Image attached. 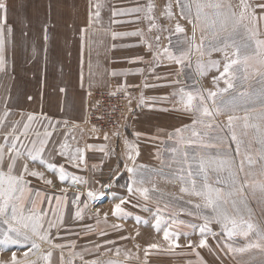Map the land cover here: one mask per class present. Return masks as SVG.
<instances>
[{
    "label": "snow or ice",
    "instance_id": "1",
    "mask_svg": "<svg viewBox=\"0 0 264 264\" xmlns=\"http://www.w3.org/2000/svg\"><path fill=\"white\" fill-rule=\"evenodd\" d=\"M176 6L179 8V17L187 21L192 26V41L187 51L180 50L179 54H174L168 48L162 51L154 50L153 44L143 39L141 42L145 44L147 49L153 53L154 64L161 63V56L172 60L181 66H188V57L192 51L199 52L201 56L207 55L211 57L213 52L223 53L224 63L221 70V60L209 59L207 63L197 61V66L201 74H205L208 68H215L219 72V77H214V80L224 78L228 87H233L231 79L236 78L237 71L241 68L247 71L249 61H255L261 67H264V30L261 28L264 22V0H257L256 3H251L250 0H239V12H237L230 0H175ZM193 5L195 12H193ZM101 4L98 2L91 5L90 21H95L100 18ZM205 8L211 9V12H206ZM156 5L153 0H147L144 6H137L127 9H115L114 15L127 14H144V18L148 21L149 31L153 29L163 30L156 22L154 15ZM7 6L0 3V71L5 68V47L6 34H11L14 30L7 25ZM177 13L173 11V0H168L162 11L163 18L173 20ZM139 19V16H138ZM201 31H209L212 34V39L205 44L204 37L201 38L200 44H195L197 27ZM172 29H168L171 31ZM86 29H82V33ZM175 31L184 33V27L177 20L175 23ZM46 32V29H45ZM243 33V38L240 41L236 40V36ZM26 34V33H25ZM116 36H144L142 30L126 33H113ZM45 41L48 39L44 36ZM155 41L159 43L160 36H155ZM115 46V45H114ZM235 51L230 57L229 48ZM202 49H204L202 51ZM251 53V54H249ZM137 60H142V57H137ZM136 72H143L144 69H136ZM155 72V67L151 69ZM113 75H122L113 71ZM179 75V73H177ZM179 83V81H176ZM130 86L122 84L118 86L117 91L123 93L129 104L132 102L131 93L128 91ZM144 87H156V85L144 84ZM61 92L66 90L61 88ZM227 91V89H224ZM90 94V93H89ZM112 92L111 95H115ZM176 99L172 103V110L182 111L193 114L196 119L193 121L191 128L193 129L190 137H185L183 133L186 128L176 129L174 136L179 137L183 148L181 152V167L176 175V178L183 181L185 187L181 188L182 192L190 193L200 199L201 202L193 203L187 201L195 211H188V215H199L203 223L199 226V234L201 239L198 244L189 239L186 247H189L195 252L198 258L196 264H206L204 258L200 255L197 248H207L209 251H214L209 244L211 237L217 244L219 251L224 254L244 253L250 249H260L264 252V223L256 222L253 219L252 209L249 207L246 198H238L242 192L239 173L244 171L245 162L249 166L256 163L253 157L249 154L252 148L253 141L259 146V158L264 160V111L255 113L254 116H249L247 113L243 116L228 115L227 127L231 130V141L235 142L234 154L229 147H220V141L216 144L205 143L204 137L208 135L207 131H195L197 125L203 129H213L219 127L214 124L215 117L218 116L222 109L226 108L230 111L235 110L234 104L223 105L221 108L209 107L206 102V96L211 99V103L215 104L216 92L208 91L206 94L199 89L195 91H187L180 88L172 94ZM29 100L32 98L29 97ZM153 101L160 99L153 97ZM163 99H167L164 97ZM260 99L264 102V90L260 93ZM7 100V98H6ZM154 107L146 105V100L141 94L138 108ZM167 111L168 109H164ZM130 111H135L130 109ZM11 110L5 107L0 113V135L3 137V143H0V249L11 251L10 261L0 260V264H38V261H43L44 264H51L53 252L51 250L46 253L41 252V243H48L53 249H60L61 264H74L78 257L81 264H99L97 260L85 261L84 256L90 253L93 249L97 252L100 248H105L106 251H112L115 248V255H121V248L116 247V241L104 239L102 243L93 244L91 248L84 247L80 252L75 251V243L70 245L57 244L55 239L59 236L61 229L64 228V217L62 208L67 204L68 188L60 189L61 195L48 194L47 190H42L33 185L32 179L42 181L50 188H55L53 180L46 177L45 172L38 169H29L30 162H39L46 167L48 171L58 177L61 183H71L73 186L79 183H87L83 177L77 176L73 172H69L65 164H53L44 159V153L50 142L53 148L56 149L57 155L65 159V163L75 169L86 167L87 149L95 148V145H85L84 148H72L68 143L69 131L67 130V122L53 121L46 115L38 117L36 114H28L21 120H9ZM102 119V117L98 118ZM250 120L256 122L250 123ZM39 125L34 128V125ZM63 124L65 130L58 131L57 125ZM75 127V126H74ZM119 127V126H118ZM241 129L240 135L236 133V128ZM5 129H7L5 131ZM249 129L253 130L255 135L252 139H246L249 136ZM97 126L92 125L91 131H97ZM83 131V130H82ZM31 133V137L29 134ZM119 136V131L113 133ZM139 136V133H134ZM54 136L64 137L63 142L53 140ZM193 137L195 139H193ZM29 140V144H24L23 139ZM98 138V137H97ZM72 139H75L73 136ZM104 139H108V134H104ZM129 148V159H132V151L137 148L131 141L125 140ZM242 147L245 149L242 152ZM100 151H104L101 147ZM138 155V151L135 153ZM243 158L237 161L236 157ZM27 159H24V158ZM95 167V165L93 166ZM126 170L133 175L128 181L120 185L125 188L127 194L120 196L117 193L111 192L112 185H100L103 191L89 189L87 198L93 202H101L106 197L119 200L114 204L112 214L118 219L130 217L132 214L126 210L124 205L131 203V197H140L144 201H148L151 196L150 192L155 191L148 187L136 186L142 185V180H137L134 177L137 174L136 169L128 168ZM264 174V169H262ZM249 174L245 173V180ZM98 183V182H97ZM253 191H259L261 194L260 203L264 205V181L256 182L248 185ZM82 193H75L72 203L76 205L75 218L82 220L83 209L79 206L80 196ZM55 202V207H53ZM139 206V205H137ZM87 200L83 202V208H87ZM185 209H182V211ZM159 212V210H158ZM94 215L99 216L97 210ZM108 213H104V222L107 223ZM139 221V217L136 218ZM162 219L159 214L156 217L155 227L160 230ZM100 221L97 219V224ZM183 220H171L163 231V239L169 243V250L181 247L179 241L181 235H189L172 230V224H184ZM219 226V231H214L211 225ZM111 227L118 230L122 227L119 224H113ZM193 227H195L193 225ZM86 232L92 231L91 225H86ZM101 237H106L107 232L101 230L98 233ZM139 235V233H137ZM243 237L249 242L245 247H233L231 242L237 238ZM130 237H119L120 240L129 239ZM111 245L112 247H108ZM70 249V259L64 260L63 249ZM139 247V245H137ZM147 249H160L157 243L147 245ZM17 251L22 252V256L18 258ZM125 258L130 259L131 255L128 251L124 252ZM147 255V250H146ZM35 257V259H32ZM138 258V257H137ZM106 264H122L119 259H110ZM191 264V262H189Z\"/></svg>",
    "mask_w": 264,
    "mask_h": 264
},
{
    "label": "crops",
    "instance_id": "2",
    "mask_svg": "<svg viewBox=\"0 0 264 264\" xmlns=\"http://www.w3.org/2000/svg\"><path fill=\"white\" fill-rule=\"evenodd\" d=\"M96 2L97 0H0V3L7 6V25L14 30L10 35L6 34V62L4 70L0 71V113L7 107L12 113L9 120H21L28 114H36L38 117L46 115L53 121H66L70 133L68 143L72 148H84L89 144L96 146L86 150L87 166H82L81 169L68 166L65 159L57 155L52 142L44 153L46 161L57 165L65 164L69 172L83 177L87 183L75 186L70 182L61 183L56 175L39 162L29 163V169L45 172L46 177L51 178L55 185L53 189L42 181L30 178L35 187L47 190L51 195H61L60 189L68 188L67 204L62 208L64 228L60 233L85 230L86 225L97 230V226L110 225L111 221L118 219L112 214L114 205L111 202L116 199L106 197L101 202H93L87 198V191L90 188L103 191L100 185L110 183L111 192L120 196L126 195V189L120 187V183L131 175L125 166L133 162L139 164L154 161L160 148L154 152L155 155L150 153L151 156L145 151L154 149L156 140L160 139L155 137L156 133H169L167 122L163 124L156 117L165 112L158 108L140 112L130 124L129 133L124 135L123 131L118 130L119 136L108 134L107 140L104 139L105 133L93 132L82 125L85 93L88 88L92 91H107L127 84L134 86L128 89L129 92L139 90L143 92L145 100L157 97L159 88L147 89L144 84L148 79L155 80L159 65L154 64L153 53L141 41L146 38L153 44L154 50L164 49L162 31H149L148 21L143 13L113 14L115 9L144 6L147 0H98L102 5L100 18L90 21V6ZM154 15L156 22L163 28L162 10L155 9ZM82 29L86 31L82 33ZM137 30H142L144 36L114 38L112 35ZM45 35L48 37L46 41ZM157 35L160 36L158 44L154 39ZM137 57L143 59L137 60ZM154 66L157 67L155 72L151 71ZM138 68L144 71L136 72ZM113 71L123 74L113 75ZM61 88L66 91L61 92ZM29 97L32 99L29 100ZM33 127L38 128L39 125ZM57 129L61 132L65 130L63 124L57 125ZM134 133L140 135L136 136ZM29 136L31 137V133ZM73 136L75 139H72ZM63 139L62 136L53 137L54 141L63 142ZM126 139L137 146L132 151V159L128 158L130 150L125 143ZM0 143H3L2 135ZM23 143L29 144V140L23 139ZM101 147L104 151H100ZM136 151L138 155L135 154ZM75 193L83 194L80 196L79 205L83 209L82 220L75 218L76 205L72 203ZM85 200L88 203L87 208H83ZM97 210L99 213H108V223L99 217L102 221L96 226L94 213ZM153 230L155 233L156 229ZM143 242L147 244L146 241Z\"/></svg>",
    "mask_w": 264,
    "mask_h": 264
},
{
    "label": "rangeland",
    "instance_id": "3",
    "mask_svg": "<svg viewBox=\"0 0 264 264\" xmlns=\"http://www.w3.org/2000/svg\"><path fill=\"white\" fill-rule=\"evenodd\" d=\"M250 2L254 4L257 0H250ZM154 3L156 5V9L163 11V8L168 3V0H155ZM230 3L233 5L234 9L239 12V0H230ZM173 11H176L175 13H177L173 20H167L162 16L164 26L163 28L161 27L163 30L159 31H162L164 48H168L170 52L178 55L180 50L187 51L189 46L193 44L192 26L187 21L179 17V8L176 6L175 0H173ZM205 11L211 12V9L205 8ZM193 12H195L194 5ZM177 20L184 27V33H178L175 31V23ZM261 28L264 30V22H262ZM168 29L172 30L168 31ZM202 36L204 37L205 44L212 39L211 32H202L201 28L198 26L194 43L200 44ZM242 38V32L236 36L237 41H240ZM203 50L204 49H202V51ZM234 51L235 50L231 47L228 49L230 57L233 56ZM210 58L221 60L222 70L224 60L223 53L221 52H213L211 57H208L207 55L201 56L199 52L192 51L188 57V66H181L174 61L163 57L161 64L157 66L158 68L154 66L157 68V76L155 80H147V84L156 85V88H159L157 92L158 96L153 97L160 99L155 101L152 99L146 100V105L154 104V107L145 106L139 108V111L135 114V116L125 121L127 133H129L131 127L130 124L140 112L153 108L161 110L168 109L167 111L164 110L165 112H161L159 114L161 116H166L167 118L159 115L156 117L160 118L163 124L167 122L166 124L169 129V133L167 135L165 133L160 135V132L158 134L156 133L155 137L160 139L156 140L157 142L155 143L156 145L154 149H147L145 151V153L150 154L159 151L157 148H160V153L158 152L157 156H155V160L152 162H140L139 164L135 162L131 165L127 164L128 168L130 166L131 168L136 169L137 174L134 178L143 181L142 185L136 186L148 187L150 190L153 189L154 186L155 191L150 192L151 198L148 201H144L140 197H131V203L124 205V207L132 215L121 220L114 219L110 223V225H122V227L118 230H114L108 224L97 226L96 220L97 230L92 229V231L88 232L87 235L85 234L87 231L86 229L71 232L63 231L59 234L58 238L55 239V243L70 245L74 242L75 251L80 252L84 247L91 248L93 244L102 243L104 239H108L117 242L116 247L121 248L120 256H125V251H128L131 255L130 259L117 257L115 255V248H113L112 251H106L103 247L100 248L98 252L93 249L90 253L85 254V261L90 262L92 260H97L99 264H106V262L110 259H119L122 261V264H189V262H191V264H196L198 258L196 257L195 252H193L191 248L186 247V245L189 239L194 242V246L195 244H198L201 239L199 226L203 223V220L199 215H188V211H195V209L186 202L192 201L193 203H199L201 201L199 198L192 196L190 193L181 191V188L187 185H185L183 181L177 179L176 175L181 167V152L186 149L183 148L179 137L173 135L176 129H182L188 126L183 135L185 137H190L193 131L191 125L196 117L190 113L172 110V103H175L176 99H178L173 97L172 94L177 92L180 88H184L187 91H195L196 89H199L205 94L208 91L217 93L214 105L211 103V99L206 96V102L209 107L221 108L223 105L234 104V111L224 108L221 113L215 117L214 124L219 127L205 130L201 126L197 125L195 128V131L201 132L202 134L204 131L208 132V135L204 137L205 143L216 144L220 141L221 143L219 146L222 148L230 146L229 150L233 151V154L235 142L230 139L231 130L227 127V116L230 114L243 116L247 113L251 117L254 116L255 113L264 111V102L260 99V93L264 90V67L259 66L255 63V61H249L247 64V71H243L242 68L240 71H237L236 78L231 79L233 87L229 88L224 78H220L218 80L213 79L214 77H219V72L215 68H208L205 74H201V71L197 66V61L199 60L203 63H207ZM152 68L153 67H151V69ZM177 73H179V75H177ZM176 81H179V83H176ZM148 88L153 87H147V89ZM224 89H227V91H224ZM110 90L117 89L113 88ZM130 93L132 100L135 102L136 106H138L140 96L143 92L138 90ZM164 97H167V99H163ZM249 122L253 123L256 121L250 120ZM240 131L241 129L237 127L236 133L238 136L240 135ZM254 135L255 133L253 130L249 129V136L246 139H252ZM193 139L195 138L193 137ZM244 151L245 149L242 147V152ZM249 154L253 157L256 163L249 166L247 162H245L244 171L239 173L240 183L243 187L238 198H246L249 207L252 209L254 221L264 223V205L259 202L261 194L258 190L254 192L253 189L248 186L250 184H255L256 182L264 181V174H262V169H264V160L259 158V146L254 141ZM149 156H151V154ZM236 158L237 161H239V159L243 157L240 156ZM245 173L249 174L247 176V180H245ZM130 174V176L133 175L132 173ZM126 181H128V179H125L123 183L120 184H124ZM118 202L119 200H113L111 203L114 205ZM182 209L185 210L182 211ZM104 213H99L98 217L96 215L94 216L96 219L99 217L104 219ZM158 214L162 219L159 231H157L155 227L156 217ZM137 217L140 218L139 221H137ZM108 218L109 217L107 216V219ZM173 219L183 220L185 223L172 224V230H176L181 233H188L189 235H181L179 241L181 247L169 250V243L163 239V231L166 227H168L169 222ZM99 221L101 222L102 220ZM193 225L195 227H193ZM211 227L214 231H219L218 225L213 224ZM153 228L156 229L155 233H153ZM101 230L107 232L108 235L106 237L99 236L98 233ZM137 233H139V235H137ZM121 236L130 238L120 240L119 237ZM143 241H146L147 244ZM248 242L249 241L243 237H237L231 242V244L233 247L239 248L245 247ZM40 243L42 253H46L49 250L53 252L51 264H61V250L51 248L48 243ZM151 243L159 244L160 249H147V245ZM209 244L214 251H209L207 248L196 249V251H198L204 258L206 264H264V252H261L260 249L254 248L244 253L237 252L224 254L219 251L217 244L211 237H209ZM137 245H139V247H137ZM108 247L111 248L112 246L109 245ZM63 252L65 261L71 258L70 249L68 247H65ZM17 256L18 258L21 257L22 252L17 251ZM10 259L11 251L3 249L0 250V260L10 261ZM32 259H35V257H32ZM38 264H44V262L38 261ZM74 264H81L78 257L75 259Z\"/></svg>",
    "mask_w": 264,
    "mask_h": 264
},
{
    "label": "built area",
    "instance_id": "4",
    "mask_svg": "<svg viewBox=\"0 0 264 264\" xmlns=\"http://www.w3.org/2000/svg\"><path fill=\"white\" fill-rule=\"evenodd\" d=\"M112 92H116V94L111 95ZM86 97L83 126L91 130L92 125H96L98 130L93 132L111 134L121 129L125 133L124 135L127 134L125 121L135 116L139 111L133 100L129 104L128 98L117 90L92 91L89 88L86 90ZM130 109L135 111H130ZM100 117L102 119H98Z\"/></svg>",
    "mask_w": 264,
    "mask_h": 264
}]
</instances>
